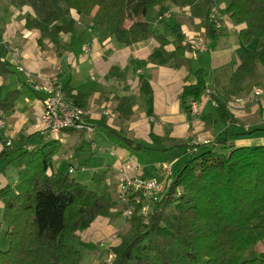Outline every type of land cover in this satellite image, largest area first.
I'll use <instances>...</instances> for the list:
<instances>
[{
  "label": "trees",
  "instance_id": "1",
  "mask_svg": "<svg viewBox=\"0 0 264 264\" xmlns=\"http://www.w3.org/2000/svg\"><path fill=\"white\" fill-rule=\"evenodd\" d=\"M14 1L33 8L36 16L27 18L26 27L40 30L39 41L42 43L49 38L59 55L61 34L72 32L75 27L72 10L92 16L120 43L131 45L154 36L165 46V39L149 31L140 21L128 27L125 22L167 2L187 6L199 1L204 9L207 36L218 37L225 33L224 27L218 29L211 22L210 11L215 0ZM226 13L235 23L246 24L240 31L244 44L254 38L259 40L256 49L240 53L242 61L232 74L229 87L211 94L218 104L219 120L228 125L239 122L228 106L232 97L246 96L264 82L261 78L264 76V0H228ZM173 29L179 40L176 49L168 54L156 51L151 58L161 64L174 59L180 66H187L189 73L196 77V82L185 85L181 94L188 111L190 100H201L208 88L207 72L203 67L194 68L192 60L186 57L192 45L183 44L184 36L179 27ZM1 48L0 75L6 76L16 71L4 59ZM146 86L149 83L144 80L143 88ZM21 94L20 89L7 90L1 84L0 110H12ZM65 94L85 107L86 96L74 94L68 84ZM110 132L135 151L148 149L142 141L114 130ZM258 132H264V128L240 132L229 128L215 142L176 143L173 148H193V152L147 218L139 213L141 203L136 205L135 214L128 218L138 224L112 248L115 254L112 264H264V250L257 249L258 243L264 241V145L236 148L229 145L231 138ZM86 140L89 141L85 135ZM85 141L75 152L83 150ZM22 143L5 145L0 152L1 161L15 151L17 155L10 162L17 167L19 177L15 187L0 189L5 236L9 240V247L0 249V264H79L83 253L75 244L78 233L88 229L98 217L110 216L118 200L109 189L100 194L72 177L70 169L77 170L74 165H70L68 172L54 167L61 141L39 140L33 150L24 149ZM214 143L222 145L226 151L232 150L217 152L204 147ZM207 160L214 162L197 171V166ZM106 176L103 172L95 174L93 179L101 184Z\"/></svg>",
  "mask_w": 264,
  "mask_h": 264
},
{
  "label": "crops",
  "instance_id": "2",
  "mask_svg": "<svg viewBox=\"0 0 264 264\" xmlns=\"http://www.w3.org/2000/svg\"><path fill=\"white\" fill-rule=\"evenodd\" d=\"M198 3L200 2L183 6L167 2L155 6L140 17L132 16L127 20L129 23L126 27L133 22L140 21L156 36L161 35L167 42L165 46L161 45V39L154 36L131 45L120 43L105 28L99 26L92 16H85L72 10L71 17L75 21V27L72 32L61 34L60 55L49 38H45L42 43L39 41L40 30L26 27L27 18L36 16L31 6L26 5L27 13L24 15V12L23 14L20 11L17 13L16 8H12L14 12L10 13L11 6L5 4L7 7L2 16L7 23L4 24L0 36L3 37L7 46L20 49L21 63L25 71H18L10 62L16 72L6 76L0 75V79H6L0 81V85L5 84L7 90L20 89L22 91L12 110L6 112L0 110V152L8 140H13L14 145L21 141L38 143L40 140L38 125L43 110L44 94L33 90L28 82V73L37 79L58 74L64 86L68 84L74 94L82 93L86 96L84 108L88 112V120L96 126V129L103 128L106 131L102 133L103 136L118 146V150L115 151L118 157L112 171L116 179L122 162L127 163L131 158H135L137 163H141L142 160L146 161L140 157L142 156L153 161L142 165L138 170V175L146 179L157 178L166 184L167 176L165 177L163 173L165 162L161 165L160 160L150 158L149 151H175L170 159L172 162H177L180 157L184 156L183 152L190 150V148H173L178 142H215L222 137L223 131L229 128L235 132L264 128V92L257 95L254 88L248 95L238 96L244 98L242 104L232 106L231 102L229 109L239 122L228 125L219 120L216 112L213 113L212 100L203 96L199 104L202 116L207 113V118L204 117L199 121L202 116H196L190 110L187 111L181 100L184 86L195 83L196 77L189 73L187 66H180L174 59L161 64L151 58L156 51L160 50L168 54L176 49L179 40L173 34L174 27L180 28L184 36L183 44L192 45L193 37L203 34L204 38H202L207 41L205 42L207 46L210 45V49L207 47L195 57L192 48L186 52V57L192 60L194 68L203 67L206 70L208 84L209 75L213 71V80L218 84L221 78L231 77L239 67L242 61L241 52H248L258 47L257 38L249 44L243 43L240 31L246 28V24H238L230 19L226 13L228 0H215V4H218L221 9L223 19V26L218 29L224 27V35L207 36L204 9L202 19L195 16L197 13L194 8ZM8 7L10 8L7 12ZM2 8L0 5V10ZM164 12H171L169 19L172 18V12L181 14L171 25L166 24L169 19H164L163 22L159 19ZM84 45H89L88 52L83 49ZM1 49L5 53L4 59L8 61L9 56L5 48ZM213 55L216 57L214 58ZM57 65L62 67L59 73L55 70ZM228 71H230L229 74ZM225 72L227 76H224ZM144 80L149 83V86L145 88H143ZM259 86L264 91V82ZM105 111L109 114H105ZM111 130L142 141L148 149L133 150L116 134L110 132ZM59 141L62 147L55 156L54 167L60 169L59 167L66 161L69 167L74 165L78 169L84 166L87 170L88 164L79 155L81 152H75L77 147L85 141L84 133L65 131L61 134ZM229 145L235 148L264 145V132L231 138ZM204 147L217 152L229 153L232 150L226 151L222 145L217 143ZM9 154L4 160L12 163L10 160L17 154L15 151ZM13 174V178L12 176L0 178V189L6 186H16L19 177L16 171ZM108 179L105 180L107 183ZM0 205L4 209L1 199ZM91 226L84 231H90Z\"/></svg>",
  "mask_w": 264,
  "mask_h": 264
},
{
  "label": "rangeland",
  "instance_id": "3",
  "mask_svg": "<svg viewBox=\"0 0 264 264\" xmlns=\"http://www.w3.org/2000/svg\"><path fill=\"white\" fill-rule=\"evenodd\" d=\"M8 4L9 6H11L10 9V13H13L14 10H12V8H16L17 10H15L17 13L20 11L24 12V15H26V8L27 6H20L18 5L14 0H0V5L2 8V10H0V33L2 31V28L4 26L5 23H7V20L3 19V13L7 7ZM218 4H220V2H218ZM217 4V5H218ZM10 7L7 8V12L9 11ZM195 16L196 18H201V16H203V8L201 6L200 3H198L197 5H195ZM75 11V10H73ZM74 14L76 15V13L74 12ZM181 13L178 12H172V18L169 19L167 23L171 24L174 23L176 17L178 15H180ZM180 17V16H178ZM30 18V17H28ZM203 18V17H202ZM201 18V19H202ZM164 20H161V22H163ZM129 22H125V27ZM202 36L197 34L195 35V37H193L192 41H195L194 43L197 42V40H199L198 42H200V44H204L206 47L205 48H209L210 49V45L207 46L205 44V39L202 38ZM0 40L3 43L1 45V47L5 48V52L7 54V56H9V46L6 45V42L3 40V37L0 36ZM211 40V39H210ZM212 41V40H211ZM193 44V43H192ZM198 45V43H196ZM208 44V43H207ZM201 47V46H199ZM193 56H197L199 54V50L195 51L193 49ZM4 52V51H3ZM5 54V53H3ZM213 57L215 58L216 56L213 55ZM212 58V57H211ZM211 61V59L209 60V62ZM230 71H228L229 74ZM29 74V73H28ZM213 71L211 73V75H209V84H208V88L207 90H211L213 91H221L223 88L229 87L230 85V76H227L228 74L225 72L224 76H227L225 78H221L220 82H218V84L215 83V81L213 80ZM262 80L264 81V76L261 77ZM6 79H0V81H5ZM5 85V84H4ZM254 88H262L260 86H255ZM207 90L205 91L204 95L205 97H209V100L211 102H213L214 104V100L211 97V94H209L207 92ZM263 90V88H262ZM255 91V90H254ZM264 92V91H263ZM262 94V93H261ZM238 96H244V95H234L232 97V100L229 102V104L231 103L232 106L235 105H239L242 104L244 102V98L238 97ZM70 99V98H69ZM237 99H242L241 102H239ZM200 101V100H199ZM198 101V103H199ZM191 103V100H190ZM228 104V106H229ZM218 105V104H217ZM217 106L214 104L213 105V113L216 112L217 114ZM190 112L192 114H195L196 116H202V109L200 108V104L198 107V112L195 111L194 108L191 107ZM207 116V113L205 116L200 117L199 121H201V119H203L204 117ZM218 116V114H217ZM219 117V116H218ZM207 118V117H206ZM106 132L103 128H97L94 134V142L96 143V145L100 148L98 150H93L91 148V143L89 141H85V146L83 148V151H81V154H79L81 156V158H83L84 161L87 162L88 164V168L85 171H81L80 169H77L75 172L71 173V176L74 177L75 179H77L79 182H82L83 184L89 186L91 189L96 190L98 193L100 194H104L108 189L109 191H111V193L114 195V197L117 199V179L116 177H114V173H112L113 171V165L117 160V154L115 153V151L118 150V146H116L112 141H109L107 138H105L103 136L102 133ZM110 135V134H109ZM120 148V147H119ZM151 150V149H150ZM220 151V150H219ZM149 151V155L150 158H153L155 160H160V163L162 165L163 162L164 165V171L163 173L165 174V177L167 176V165L172 164L173 165V175L170 177H166V184L163 183V186H165V189L169 186V184L171 183V181L175 178L178 169L181 167V165L189 158V156L191 155V152H193V148H190V150H186V152H183L184 156L180 157V160L177 162H172L171 161V157L175 152H171V150H169V152H162V151H153L151 152ZM187 155V156H185ZM56 156V155H55ZM141 158L145 159L146 161H141V163L138 162V164L140 165V169L142 167V165H145L146 162H151L153 161L152 159H146L142 156H140ZM140 158V159H141ZM55 159V157H54ZM130 161H133L135 163H137V161L135 160V158H131ZM167 161V162H166ZM212 162H214L213 160H207L205 162L200 163V165L197 166V171H201V169H206L208 166H210L212 164ZM122 165H125V162H122ZM7 167V168H5ZM84 167V166H83ZM62 171L64 172H68V168H69V164L65 161L63 162V165L61 167H59ZM86 168V167H85ZM14 171L17 172V167L13 164V163H8V161L6 160H1L0 161V178L3 176H12L11 178H13L14 176ZM103 172L107 173V177L108 179V183L104 180L101 184H97L94 181V175L95 174H102ZM13 174V175H12ZM164 178V175H163ZM150 179H154L156 181H160L157 178H150ZM125 209L124 204L118 203L117 202V206L114 208L112 214L108 217L105 216H101L98 217L94 223H92V229L90 231H81L78 233V237L75 240V244L76 246L82 251L83 253V260L79 263V264H112L114 259H115V254L113 253L112 248L114 246H117L118 244H120L121 238L123 235L128 234L129 232H131V230L133 228H135L137 226V222L132 221L131 219H129L128 217L124 216L122 214L123 210ZM146 217H144L145 219ZM9 247V240L6 238L5 236V226H4V222H3V206L0 205V249H7ZM257 249L258 250H264V241L258 243L257 245Z\"/></svg>",
  "mask_w": 264,
  "mask_h": 264
},
{
  "label": "built area",
  "instance_id": "4",
  "mask_svg": "<svg viewBox=\"0 0 264 264\" xmlns=\"http://www.w3.org/2000/svg\"><path fill=\"white\" fill-rule=\"evenodd\" d=\"M171 17V12H164L159 19L164 20ZM211 22L216 28L223 26V19L221 9L218 5L214 4L210 11ZM197 40L192 41V48L197 51L206 50L204 44H200ZM3 43L0 40V48ZM201 46V47H199ZM83 49L89 51V45H84ZM22 53L18 47H9V62L14 64L18 71L24 72L25 68L21 63ZM57 73L62 71L61 65L55 67ZM28 82L31 84L33 90L44 94L43 97V110L40 114L38 134L40 140H60L61 134L67 129H74L83 132L87 139L92 142V149H100L94 142V134L96 126L88 120V112L85 108L77 105L65 94V86L59 79L58 74L51 77H42L41 79L35 78L30 73L28 74ZM209 94L213 92L207 90ZM263 93L262 88H255V94L260 95ZM239 102L242 99H237ZM191 107L198 112L199 103L196 100H191ZM217 106V103L214 102ZM105 114H109L105 111ZM7 146L13 145V140L6 142ZM24 149L33 150L36 148L37 143L23 142ZM167 167V176L173 175V165L169 163ZM140 166L138 163L129 161L122 165L119 169V175L117 179V200L118 203L124 204L125 209L123 215L126 217L135 214L137 204L141 203L139 213L148 217L156 207V203L161 199L165 191V186L160 181L154 179H142L138 175ZM81 170H86L85 167H81ZM70 172H74V168L70 169Z\"/></svg>",
  "mask_w": 264,
  "mask_h": 264
}]
</instances>
